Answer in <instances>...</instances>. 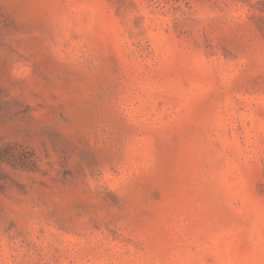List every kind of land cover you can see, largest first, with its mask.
<instances>
[{"label":"rangeland","instance_id":"obj_1","mask_svg":"<svg viewBox=\"0 0 264 264\" xmlns=\"http://www.w3.org/2000/svg\"><path fill=\"white\" fill-rule=\"evenodd\" d=\"M0 264H264V0H0Z\"/></svg>","mask_w":264,"mask_h":264}]
</instances>
